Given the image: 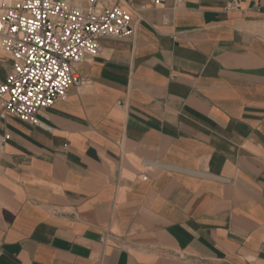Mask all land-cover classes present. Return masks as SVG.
Wrapping results in <instances>:
<instances>
[{
    "label": "crops",
    "instance_id": "1",
    "mask_svg": "<svg viewBox=\"0 0 264 264\" xmlns=\"http://www.w3.org/2000/svg\"><path fill=\"white\" fill-rule=\"evenodd\" d=\"M230 1L134 0L39 124L0 117V264H264V0Z\"/></svg>",
    "mask_w": 264,
    "mask_h": 264
},
{
    "label": "built area",
    "instance_id": "2",
    "mask_svg": "<svg viewBox=\"0 0 264 264\" xmlns=\"http://www.w3.org/2000/svg\"><path fill=\"white\" fill-rule=\"evenodd\" d=\"M238 7L239 0L226 6ZM134 9V0H115L110 6L101 0H88L86 6L74 0L0 2V45L12 59L10 73L0 82V117L39 124L42 110L85 82L78 67L100 53L102 37L134 33Z\"/></svg>",
    "mask_w": 264,
    "mask_h": 264
},
{
    "label": "rangeland",
    "instance_id": "3",
    "mask_svg": "<svg viewBox=\"0 0 264 264\" xmlns=\"http://www.w3.org/2000/svg\"><path fill=\"white\" fill-rule=\"evenodd\" d=\"M3 0H0V2H2ZM8 2H11L12 0H7Z\"/></svg>",
    "mask_w": 264,
    "mask_h": 264
}]
</instances>
